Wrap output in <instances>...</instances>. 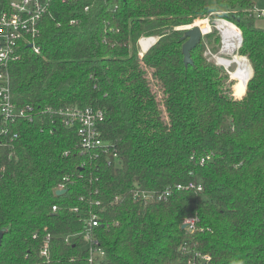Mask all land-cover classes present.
I'll list each match as a JSON object with an SVG mask.
<instances>
[{
    "label": "trees",
    "instance_id": "1",
    "mask_svg": "<svg viewBox=\"0 0 264 264\" xmlns=\"http://www.w3.org/2000/svg\"><path fill=\"white\" fill-rule=\"evenodd\" d=\"M216 1L241 29L245 90L205 54L216 28L185 62L209 0L49 1L41 51L21 42L7 67L32 119L0 116V264H89L93 217L101 264H264V27L256 0ZM67 106L105 111L103 146L83 148Z\"/></svg>",
    "mask_w": 264,
    "mask_h": 264
},
{
    "label": "built area",
    "instance_id": "2",
    "mask_svg": "<svg viewBox=\"0 0 264 264\" xmlns=\"http://www.w3.org/2000/svg\"><path fill=\"white\" fill-rule=\"evenodd\" d=\"M49 1L50 0H10L7 7L0 9V116L4 117L5 122H13L18 119H32V114L29 111L31 110V106H19L14 100L11 79L7 67L9 62L17 56V51L20 48L21 42L30 43L32 48L38 53L41 51L40 45L36 42V37L40 32L39 23L48 10ZM218 13L224 14L225 11ZM257 13L260 17H264V10H257ZM224 19L228 20L227 18H219L217 24L213 25L221 34V50L215 54L212 49L208 47L207 53L211 55L215 63L225 67L231 77H233V73L230 70L233 63L230 66H225L219 63L216 56L221 55L228 58L227 54H234L235 52L239 54L238 51L241 46L240 43L231 53L224 52V47L227 44L224 29L221 25V20ZM212 30L213 28L211 26L208 32L203 31V37ZM228 45L229 47L234 45L231 39H229ZM59 113L62 116L64 125L77 128L81 144L85 150L104 145L100 130V123L105 117V111L103 109L93 106H67L60 109ZM9 134L10 129L7 125L0 127L1 137L6 138ZM14 137H18V134L15 133ZM64 188V184H60L58 190ZM198 188L201 189V186ZM141 194L147 199L161 200L170 195V191L167 190L166 192L158 194L143 191ZM56 210L57 206H54L53 211ZM98 226L99 222L97 218L93 217L89 221L87 229L78 233L80 235L82 234L89 242V264H101L105 254L102 248L95 244L96 237L94 230ZM42 254L45 256L48 255V245L43 248ZM197 256H199L198 253Z\"/></svg>",
    "mask_w": 264,
    "mask_h": 264
},
{
    "label": "bare ground",
    "instance_id": "3",
    "mask_svg": "<svg viewBox=\"0 0 264 264\" xmlns=\"http://www.w3.org/2000/svg\"><path fill=\"white\" fill-rule=\"evenodd\" d=\"M208 20H209L208 18L198 19L196 20L195 24L199 25L204 32H208L211 29L210 25H208ZM233 24L227 20H221V25L222 28L224 29L226 43H227L226 46L224 47V52H229V53L233 52L234 49H236L241 43L242 33L240 29L235 24L234 25ZM155 39L156 37L142 38L140 42L142 50L148 49V47L153 42H155ZM229 39L233 41L234 44L233 46L231 45L229 47L228 45ZM216 56L219 63L224 64L225 66H230L232 63H237V68L234 71H232L233 77L238 78L241 81V86L243 90H245L247 86V82L253 74L252 66L249 60L247 59V57L242 56L240 54H235L233 59L223 57L221 55H216Z\"/></svg>",
    "mask_w": 264,
    "mask_h": 264
},
{
    "label": "water",
    "instance_id": "4",
    "mask_svg": "<svg viewBox=\"0 0 264 264\" xmlns=\"http://www.w3.org/2000/svg\"><path fill=\"white\" fill-rule=\"evenodd\" d=\"M202 38H203V30L201 29V27L199 25L194 23L192 26L187 28V31L185 32V34L183 36V39H187V41L185 42V44L183 46V52L185 55V62L187 64L193 63L191 51L200 43ZM156 40H157V37L155 39V42H156ZM242 41H243V37L241 39V44H242ZM155 42H153V43H155ZM31 47H32V45H31ZM64 192H65V189L57 190L58 195H61ZM183 227L184 228L187 227V224H184ZM3 235H4V232L0 231V244L2 243Z\"/></svg>",
    "mask_w": 264,
    "mask_h": 264
},
{
    "label": "rangeland",
    "instance_id": "5",
    "mask_svg": "<svg viewBox=\"0 0 264 264\" xmlns=\"http://www.w3.org/2000/svg\"><path fill=\"white\" fill-rule=\"evenodd\" d=\"M209 2H210V8H211V10H212V13L213 12H218L219 11V8H220V6L218 5V3H217V1L216 0H209ZM264 4V0H256V7L257 8H261V6ZM257 10H259V9H257ZM217 17H206V18H198V19H210V20H208V25H210L211 24V26H212V28H214V26L213 25H216L217 24V20L219 19V18H224V17H222V16H224L223 14H220V13H216L215 14ZM197 19V20H198ZM224 20H226V19H224ZM209 21H210V23H209ZM227 21H229V20H227ZM229 22H231V21H229ZM232 23V22H231ZM257 23H258V25H260V26H263L264 27V17H260L258 20H257ZM233 24V23H232ZM234 25V24H233ZM210 26V27H211ZM237 28V27H236ZM238 29V28H237ZM241 30V29H240ZM144 38H147V37H144ZM206 39V41H207V44H209V47L212 49V51L216 54V53H218L220 50H221V46H220V48H219V50L217 51V52H215V49L214 48H216V46H215V44H214V41H212L211 43H208V41H210V39H207V38H205ZM141 42V41H140ZM221 42H222V40H221ZM153 44V43H152ZM140 46H141V43H140ZM208 48V47H207ZM141 50H142V48H141ZM143 51H145V50H143ZM206 56L209 58V60H211V61H214V59L211 57V55H209L208 53H207V51H206ZM235 54H237V52H235L234 54H227V56H228V58H230V59H233L234 58V55ZM237 68V63H233L232 64V66L230 67V70L231 71H234L235 69ZM227 70V69H226ZM240 82V81H239ZM235 90V89H234Z\"/></svg>",
    "mask_w": 264,
    "mask_h": 264
},
{
    "label": "crops",
    "instance_id": "6",
    "mask_svg": "<svg viewBox=\"0 0 264 264\" xmlns=\"http://www.w3.org/2000/svg\"><path fill=\"white\" fill-rule=\"evenodd\" d=\"M256 7V6H255ZM257 9H259V10H264V4L261 6V8H257L256 7V10ZM218 12H221L220 10L218 11ZM218 12H213L212 14H216V13H218ZM257 25H258V23H257ZM258 26H260V25H258ZM261 27H263V26H261ZM240 29V28H239ZM243 89V88H242ZM236 95V94H235ZM237 96V95H236ZM238 97V96H237ZM241 97H243V96H241Z\"/></svg>",
    "mask_w": 264,
    "mask_h": 264
}]
</instances>
